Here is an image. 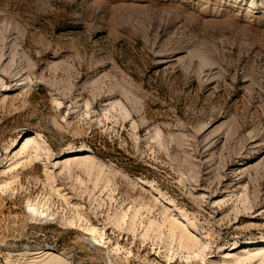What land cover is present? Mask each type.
<instances>
[{
	"label": "rangeland",
	"instance_id": "obj_1",
	"mask_svg": "<svg viewBox=\"0 0 264 264\" xmlns=\"http://www.w3.org/2000/svg\"><path fill=\"white\" fill-rule=\"evenodd\" d=\"M249 1L0 0V264H50V247L66 264H264L223 258L264 238ZM31 131L46 150L27 162Z\"/></svg>",
	"mask_w": 264,
	"mask_h": 264
},
{
	"label": "bare ground",
	"instance_id": "obj_2",
	"mask_svg": "<svg viewBox=\"0 0 264 264\" xmlns=\"http://www.w3.org/2000/svg\"><path fill=\"white\" fill-rule=\"evenodd\" d=\"M256 0H251L249 1V7H253L255 6ZM20 144V147L18 149V151H16L14 153V156H20L22 158H25L28 161H32L34 159H37L38 157L40 158L41 156V152L46 150V145L44 144L43 140H42V136L38 131H31L30 133L24 134L22 135L19 140L17 139L15 142V147L18 146ZM92 150L91 149H86L84 148H80L79 150H76L74 148H70L68 149V152L64 155V156H71V155H77V154H87L85 155L86 157L91 156L90 154H92ZM85 162H88V158H84ZM82 158L79 157H74V158H65L62 161H59V163H61L63 166L68 164L70 161H78L79 163L84 161ZM87 164V163H86ZM92 164V163H91ZM89 165V164H88ZM90 166V165H89ZM162 196V195H161ZM161 196H157L156 195V200L159 201L161 199ZM46 203L43 202L41 205H39L38 202H33L28 200L27 201V208L28 210L31 212V214L34 216H38V217H45L47 218L48 216H50L51 214L48 212L49 207L45 205ZM166 205L171 206L174 205V202L172 199H168L166 202ZM180 212L182 214H184V212L182 211V209H180ZM172 226L175 227V219L173 217H169L167 218ZM153 222V221H151ZM168 222V221H167ZM89 231L92 233V238L97 241L96 237L94 236L95 233V228L92 226L90 228H88ZM180 239L184 240L187 238V234L185 232H180ZM252 246H254V251ZM40 248V247H38ZM252 248V249H251ZM53 250L51 247L47 249V251L45 252L47 256H49L51 261L50 264H66L64 263L63 259H61V257L57 256L56 254H53ZM232 250V249H231ZM43 250H37V253H41ZM236 253V252H235ZM234 252H225V254L223 255L224 260L226 261H237V262H245L247 260H252L255 257H258L260 259H264V238L261 239H246L245 243L243 245L240 246V250L238 251V253L235 254ZM61 253H58V255Z\"/></svg>",
	"mask_w": 264,
	"mask_h": 264
}]
</instances>
